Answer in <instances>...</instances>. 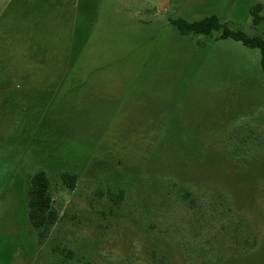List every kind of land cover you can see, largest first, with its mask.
<instances>
[{"label":"rangeland","instance_id":"374dc122","mask_svg":"<svg viewBox=\"0 0 264 264\" xmlns=\"http://www.w3.org/2000/svg\"><path fill=\"white\" fill-rule=\"evenodd\" d=\"M210 15L264 38V0H0V264H264L261 55L171 23Z\"/></svg>","mask_w":264,"mask_h":264},{"label":"trees","instance_id":"16d2710c","mask_svg":"<svg viewBox=\"0 0 264 264\" xmlns=\"http://www.w3.org/2000/svg\"><path fill=\"white\" fill-rule=\"evenodd\" d=\"M262 5L256 4L251 9L252 23L254 26L262 22ZM171 23L177 27L180 34L185 35H202L211 36L213 32H220L217 40L232 39L240 42L250 49H257L261 55V68L264 73V38L261 36H248L240 30H232L226 24L222 23L218 16L210 15L196 21H187L183 18L173 19ZM62 180L65 185L71 190L74 189L77 177L76 175L64 174ZM264 182V181H262ZM263 191L264 184L262 183ZM30 200L27 207L28 218L36 231H43L45 235L50 234V231L59 219L58 211L53 207V198L50 190V178L45 172L36 173L31 179V189L29 191ZM186 197L190 193H185ZM251 229V225H248ZM258 240V238L256 239ZM242 247H255V241L244 242Z\"/></svg>","mask_w":264,"mask_h":264}]
</instances>
